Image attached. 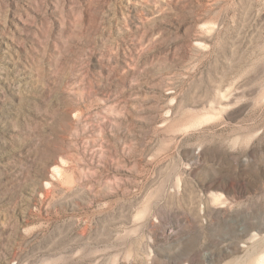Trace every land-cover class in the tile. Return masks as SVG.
<instances>
[{
    "label": "rangeland",
    "instance_id": "1",
    "mask_svg": "<svg viewBox=\"0 0 264 264\" xmlns=\"http://www.w3.org/2000/svg\"><path fill=\"white\" fill-rule=\"evenodd\" d=\"M0 264H264V0H0Z\"/></svg>",
    "mask_w": 264,
    "mask_h": 264
}]
</instances>
